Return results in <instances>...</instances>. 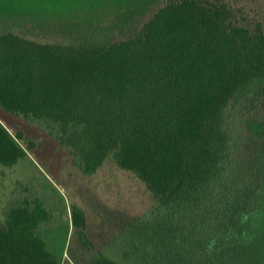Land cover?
<instances>
[{
  "label": "trees",
  "instance_id": "obj_1",
  "mask_svg": "<svg viewBox=\"0 0 264 264\" xmlns=\"http://www.w3.org/2000/svg\"><path fill=\"white\" fill-rule=\"evenodd\" d=\"M260 101L264 28L236 24L226 5L210 0H166L120 41L0 32V110L45 133L83 176L112 163L154 200L156 224L123 239L121 261L96 249L84 211L71 204L84 264H220L264 187V154L249 162L229 121ZM32 149L0 122V166ZM3 217L0 264H61L39 232L49 219L40 202H15ZM159 224L163 246L154 237Z\"/></svg>",
  "mask_w": 264,
  "mask_h": 264
},
{
  "label": "rangeland",
  "instance_id": "obj_2",
  "mask_svg": "<svg viewBox=\"0 0 264 264\" xmlns=\"http://www.w3.org/2000/svg\"><path fill=\"white\" fill-rule=\"evenodd\" d=\"M165 1L0 0V32L15 31L42 40L120 41L138 32ZM210 1L226 5L236 24L259 22L264 28V0ZM233 113L230 133L241 154L254 163L264 154V101ZM0 122L12 135L21 132L33 143V149L26 150L27 157L10 168L0 166V221L4 222V211L15 202H40L49 219L39 232L61 264L87 260L72 238L71 204L84 211L86 233L96 249L116 261L122 260L123 239L138 238L141 232L150 231V223L156 224L150 215L154 200L134 174L107 163L85 177L65 150L41 130L2 110ZM262 190L256 193V206L244 232L220 264H264ZM160 227L154 237L156 245L163 246L167 239L157 233Z\"/></svg>",
  "mask_w": 264,
  "mask_h": 264
}]
</instances>
